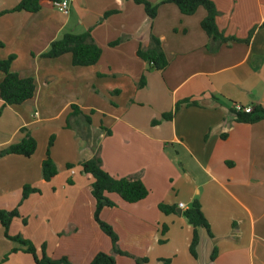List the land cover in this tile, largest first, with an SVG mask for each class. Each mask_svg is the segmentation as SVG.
<instances>
[{
  "label": "crops",
  "instance_id": "crops-1",
  "mask_svg": "<svg viewBox=\"0 0 264 264\" xmlns=\"http://www.w3.org/2000/svg\"><path fill=\"white\" fill-rule=\"evenodd\" d=\"M212 1L219 29L242 41L209 49L204 8L184 15L165 3L151 21L132 0H71L67 14L50 2L37 13L11 11L21 0H0V60L15 55L11 70L33 77L37 87L21 105L0 98V151L27 132L37 141L30 157L0 156V210L18 207L21 216L10 235L30 239L39 252L46 244L52 258L73 264H90L99 252L117 264H264V120L238 122L234 111L237 103L264 107V0ZM110 10L118 12L104 18ZM87 30L102 49L97 64L73 66L71 54L41 57L64 34ZM152 34L168 58L164 70L137 56ZM185 99L197 105L163 118ZM72 105L79 113L70 117ZM51 136L58 174L46 181L42 162ZM94 156L112 176L140 177L149 190L136 203L108 193L115 206L101 212L130 255L115 253L94 220L93 179L80 166ZM25 185L39 191L23 200ZM196 199L212 235L198 228L195 257L184 211ZM160 204L175 210L166 214ZM13 248L22 246L5 237L0 223V264H35Z\"/></svg>",
  "mask_w": 264,
  "mask_h": 264
},
{
  "label": "trees",
  "instance_id": "trees-1",
  "mask_svg": "<svg viewBox=\"0 0 264 264\" xmlns=\"http://www.w3.org/2000/svg\"><path fill=\"white\" fill-rule=\"evenodd\" d=\"M59 0H21V2L13 8L11 11H25L29 13H37L42 9L43 3L50 2L54 3ZM135 4L141 5L148 18L152 21L158 14L160 5L165 3L175 4L180 12L184 15H193L199 8H204L207 12L206 16L201 21V28L207 34L209 38V49H213L214 43L219 46L230 41H242L235 37H227L219 29L217 18L218 9L212 0H162L158 3H152L149 0H132ZM116 10H110L105 12L104 18L117 13ZM264 26V23H263ZM253 31L250 33L248 39L244 42H249ZM122 41L118 39L111 42V45H117ZM3 44L0 42V46ZM64 54H71L73 66L78 67H89L98 63L102 55V49L95 43L91 35V30H87L83 33L74 34L66 33L62 38L55 40L51 43L48 51L41 54V57L54 59ZM137 56L142 60L150 64L156 70H164L168 67L169 61L163 50L160 39L153 34L150 38L149 46L139 47L137 50ZM15 55H11L6 59L0 60V72L4 74L2 81L0 82V98L3 100L4 105H21L26 101L32 99L36 93V82L33 77H21L18 73L11 70L12 62L15 60ZM145 84V78L143 77L140 81L139 86L142 87ZM183 105H197V102L192 99L181 100L176 103L173 111L165 113L163 118L170 120L174 114ZM73 112L70 117L74 114L79 113V108L76 105H72ZM2 109L0 108V115ZM236 120L244 123H256L264 120V107L255 106L249 113L235 112ZM87 122L91 123V119L87 116ZM68 127H70V120H68ZM25 131V130H24ZM54 142V136L50 137L46 157L42 162L43 177L46 181H51L58 174L57 165L51 158V147ZM37 149L36 139L27 132L21 141L9 145L0 151V156L7 154H18L26 157L32 156ZM82 170L85 172L88 178H92L91 193L95 199V211L94 220L100 227L101 231L110 238L112 244V250L115 253L121 255H130L124 252L119 247V236L113 227L107 222L101 219V212L104 207L115 206V203L111 201L107 194L115 193L127 203H136L145 199L149 190L145 186L144 182L140 177L127 176L123 178H116L112 176L108 171L102 167V161L100 157L94 156L86 161L80 163ZM68 167H72L68 164ZM39 191L30 185H25L23 188L22 199L25 200L33 192ZM159 208L166 214L172 213L175 210V206H169L160 204ZM184 216L188 222L194 228V234L190 245V252L193 256H197V247L200 241L198 228H205L209 235L211 234L210 225L208 219L204 215L199 200H194L189 208L184 211ZM16 217H21L18 207L13 210H0V223L4 228L5 237L13 242H16L22 246V248H13L12 252L22 250L25 253L32 255L35 264H73L67 257L59 259L52 258L47 253L46 244L41 245L40 252L37 247L30 239L23 237L22 235H10L9 228ZM26 224V220H23ZM9 254H6L4 261L7 260ZM216 251L212 254V260L215 259ZM146 259H136V264H142ZM166 263L169 260H165ZM90 264H117L115 257L112 254L105 252L97 253Z\"/></svg>",
  "mask_w": 264,
  "mask_h": 264
},
{
  "label": "built area",
  "instance_id": "built-area-1",
  "mask_svg": "<svg viewBox=\"0 0 264 264\" xmlns=\"http://www.w3.org/2000/svg\"><path fill=\"white\" fill-rule=\"evenodd\" d=\"M71 0H59V1H55L53 3V5L62 13L67 14L69 11V4H70ZM234 111L235 112H243V113H249L252 111V107H247V106H243L242 104H235L234 105ZM183 204H180V207L183 208Z\"/></svg>",
  "mask_w": 264,
  "mask_h": 264
},
{
  "label": "water",
  "instance_id": "water-1",
  "mask_svg": "<svg viewBox=\"0 0 264 264\" xmlns=\"http://www.w3.org/2000/svg\"><path fill=\"white\" fill-rule=\"evenodd\" d=\"M84 173H85V172H84ZM178 212H179V213H182V211H181V210H178Z\"/></svg>",
  "mask_w": 264,
  "mask_h": 264
},
{
  "label": "rangeland",
  "instance_id": "rangeland-1",
  "mask_svg": "<svg viewBox=\"0 0 264 264\" xmlns=\"http://www.w3.org/2000/svg\"><path fill=\"white\" fill-rule=\"evenodd\" d=\"M150 1V0H149Z\"/></svg>",
  "mask_w": 264,
  "mask_h": 264
}]
</instances>
